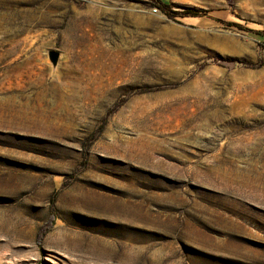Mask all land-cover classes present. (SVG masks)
<instances>
[{
  "label": "rangeland",
  "instance_id": "obj_1",
  "mask_svg": "<svg viewBox=\"0 0 264 264\" xmlns=\"http://www.w3.org/2000/svg\"><path fill=\"white\" fill-rule=\"evenodd\" d=\"M162 1L0 0V264H264V0Z\"/></svg>",
  "mask_w": 264,
  "mask_h": 264
},
{
  "label": "trees",
  "instance_id": "obj_2",
  "mask_svg": "<svg viewBox=\"0 0 264 264\" xmlns=\"http://www.w3.org/2000/svg\"><path fill=\"white\" fill-rule=\"evenodd\" d=\"M152 3V7L156 10H159L163 14H165L170 19H175L176 17H199L201 14H203V11L197 10L194 8H184L182 10H173L172 6L169 4H165L162 0H150ZM236 25L237 24H231ZM258 33V32H256ZM44 228L40 229L38 233L37 242H39L42 238V235L44 233Z\"/></svg>",
  "mask_w": 264,
  "mask_h": 264
},
{
  "label": "water",
  "instance_id": "obj_3",
  "mask_svg": "<svg viewBox=\"0 0 264 264\" xmlns=\"http://www.w3.org/2000/svg\"><path fill=\"white\" fill-rule=\"evenodd\" d=\"M57 58H58V54L56 52H51L50 54V59L53 63H56L57 61Z\"/></svg>",
  "mask_w": 264,
  "mask_h": 264
},
{
  "label": "bare ground",
  "instance_id": "obj_4",
  "mask_svg": "<svg viewBox=\"0 0 264 264\" xmlns=\"http://www.w3.org/2000/svg\"><path fill=\"white\" fill-rule=\"evenodd\" d=\"M135 59L134 58H131V62L133 63V61H134ZM135 62V61H134ZM132 65V64H131ZM135 65V64H134Z\"/></svg>",
  "mask_w": 264,
  "mask_h": 264
}]
</instances>
